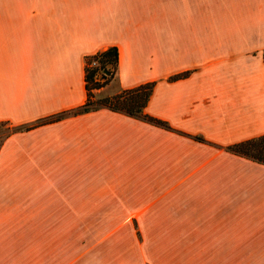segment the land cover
Returning a JSON list of instances; mask_svg holds the SVG:
<instances>
[{
	"label": "crops",
	"instance_id": "0c3cea01",
	"mask_svg": "<svg viewBox=\"0 0 264 264\" xmlns=\"http://www.w3.org/2000/svg\"><path fill=\"white\" fill-rule=\"evenodd\" d=\"M136 1L0 0V122L28 127L0 147V264H43L42 205L92 197L138 213L133 228L176 245L177 264H264V165L226 150L264 135V0ZM109 47L118 91L153 82L143 112L169 130L69 114L84 57ZM27 180L34 194L11 182ZM57 180L82 190L55 193Z\"/></svg>",
	"mask_w": 264,
	"mask_h": 264
},
{
	"label": "rangeland",
	"instance_id": "374dc122",
	"mask_svg": "<svg viewBox=\"0 0 264 264\" xmlns=\"http://www.w3.org/2000/svg\"><path fill=\"white\" fill-rule=\"evenodd\" d=\"M170 1L171 11L177 10L173 8L178 0ZM133 5L140 7V12L147 11L146 0H137ZM162 5L163 0H157L155 3L157 10H161ZM115 6L116 3L111 1L104 4L105 11L110 13ZM96 79L99 80V77ZM99 81L102 83V80ZM117 92L116 81L113 78L95 92L94 98L98 99ZM3 131L0 127V134ZM11 182L27 187L32 194L35 192L36 184L39 183L35 180ZM72 182L70 180L53 181L54 192L60 194L82 190L81 186L67 188V185ZM42 190L45 195L47 193L45 181H43ZM96 190L91 188L92 193ZM96 199L97 197H92L89 206L79 201L71 202L70 207L76 210H62L61 208L68 206L63 205L60 198H56L58 200L56 203L42 205L43 264H177L174 260L176 245L165 243L164 238L158 237L154 232L155 229L142 226L133 228L132 217L138 213L99 210L103 206L98 204ZM87 207L91 209L82 210ZM135 231H138V236ZM52 239L53 251L55 248L57 251L55 250L51 258L50 242Z\"/></svg>",
	"mask_w": 264,
	"mask_h": 264
},
{
	"label": "trees",
	"instance_id": "16d2710c",
	"mask_svg": "<svg viewBox=\"0 0 264 264\" xmlns=\"http://www.w3.org/2000/svg\"><path fill=\"white\" fill-rule=\"evenodd\" d=\"M262 58L264 61V53L262 54ZM117 62L118 54L115 47H109L103 51L84 57L83 81L86 99L81 106L70 111L69 114L79 115L105 108L109 111L139 119L159 128L169 130L166 123L149 117L143 112L151 94L153 82L145 83L131 89L119 90L113 95L103 96L98 99L94 98L95 92L99 91L110 80L116 78ZM186 74L174 75L169 80L173 81L183 78ZM97 77H99V80H102V83L96 79ZM61 116L62 114L47 117L35 122V124L49 123L59 119ZM0 127L4 130L0 134V147L4 140L11 134L28 129V127L24 126H12L7 122H0ZM226 150L236 156L264 165V135L235 143L226 147Z\"/></svg>",
	"mask_w": 264,
	"mask_h": 264
},
{
	"label": "built area",
	"instance_id": "2783aa9c",
	"mask_svg": "<svg viewBox=\"0 0 264 264\" xmlns=\"http://www.w3.org/2000/svg\"><path fill=\"white\" fill-rule=\"evenodd\" d=\"M92 65H94V64H92Z\"/></svg>",
	"mask_w": 264,
	"mask_h": 264
}]
</instances>
